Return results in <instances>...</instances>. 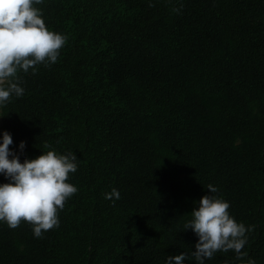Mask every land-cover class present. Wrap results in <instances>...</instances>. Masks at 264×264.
Listing matches in <instances>:
<instances>
[{
	"label": "trees",
	"instance_id": "1",
	"mask_svg": "<svg viewBox=\"0 0 264 264\" xmlns=\"http://www.w3.org/2000/svg\"><path fill=\"white\" fill-rule=\"evenodd\" d=\"M36 7L68 40L55 63L18 73L25 92L0 109V134L17 152L26 142L21 161L74 151L78 191L40 237L0 222V264H165L195 250L184 224L208 184L251 226L242 259L264 264V0ZM226 259L241 264L232 250L205 264Z\"/></svg>",
	"mask_w": 264,
	"mask_h": 264
},
{
	"label": "clouds",
	"instance_id": "2",
	"mask_svg": "<svg viewBox=\"0 0 264 264\" xmlns=\"http://www.w3.org/2000/svg\"><path fill=\"white\" fill-rule=\"evenodd\" d=\"M43 0H0V109L20 97L25 89L19 83L22 70L37 71L36 65L55 63L60 49L68 40L67 34L50 30L45 23L42 9L36 5ZM151 3V0H150ZM13 144L12 134L4 130L0 134V174L6 182H0V222L16 228L22 220L32 224L33 235L40 237L45 231L59 227V211L65 201L78 191L69 181V174L78 167L74 151L58 152L50 145L34 158L20 159L26 147L21 140L18 148ZM210 193L200 197L191 218L184 229H191L198 239L190 254L180 252L168 255L165 264H187L194 258L196 264H205L215 254L232 250L241 264H256L254 258L242 251L248 242L251 226L229 212L230 202L217 195L218 188L208 184ZM106 199H119L120 192L112 188L105 193ZM224 264H230L226 259Z\"/></svg>",
	"mask_w": 264,
	"mask_h": 264
}]
</instances>
